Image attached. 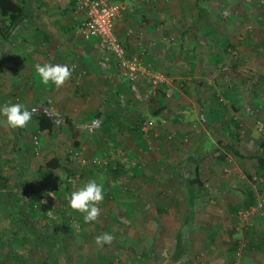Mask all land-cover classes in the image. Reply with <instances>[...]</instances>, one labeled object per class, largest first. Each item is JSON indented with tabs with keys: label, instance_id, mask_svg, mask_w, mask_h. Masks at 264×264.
Wrapping results in <instances>:
<instances>
[{
	"label": "crops",
	"instance_id": "obj_1",
	"mask_svg": "<svg viewBox=\"0 0 264 264\" xmlns=\"http://www.w3.org/2000/svg\"><path fill=\"white\" fill-rule=\"evenodd\" d=\"M15 1L26 6L28 16L19 28L20 35L6 46L7 62L4 71L0 74V107L9 102L20 103L32 111L33 115L24 128L0 125L1 141L3 136L5 141L9 139L11 141L10 157L13 156V160L17 158L22 160L25 145L21 140L26 130L27 135L32 132L33 136L46 134L57 136L54 131L58 125L61 126V136L76 141V146L79 147H87V144H91L87 147L89 150L96 149L92 146L100 142L97 136H104L103 140L109 136L114 142L121 140L113 136H122V140H125L127 137L124 136H127V133L121 130L124 124L136 130L133 132L127 128L128 134L143 136L144 139L141 126L146 119L155 120V104L160 98L156 93V96H152L153 100L149 101L148 97L137 100L130 91L127 81L118 73L112 57L108 58L107 65L101 66L107 54L98 51L95 39L85 38L80 33L79 26L83 15L76 9L73 0ZM109 1L122 6L114 32L125 49L130 54L139 55L147 70H163L166 74V88L170 85L171 88L179 89L187 82L183 80L176 82L178 74L175 69L178 66L175 62H180L187 80H193L189 81L184 95L195 99L199 88V94L203 97V104L199 106L202 108V114L196 103L192 100L190 102L191 111L192 108H197L196 121L200 124L203 118L206 123H213L214 136L220 134L230 136L229 143L233 141L231 136H240L241 146L238 147H241L242 153L249 157L241 159L229 154L231 162L229 166L219 161L215 163L204 161L200 165V178L205 188L209 189L208 197L199 198V203L197 202L199 207L193 225L186 233L185 248L176 246L178 230L187 211L185 187L183 183L179 186V180L170 176L171 164L165 166L168 178L166 180L163 178L147 183L133 182L125 188V193L115 190V199L102 205V214L98 217L106 222L103 224V233L112 235L116 233L126 237V231L135 227L133 224L130 225L131 223L127 224V220L136 222L137 232L133 234H137V251H145L149 256L147 262L144 260L145 264H264V226L256 225L251 229L239 219H235L232 213V209L247 204L246 198L237 189L250 188L252 191L254 189L241 178L255 173L264 175V170L258 167L252 157L264 154V50L255 48L258 43L261 47L264 46V40L253 38L243 43V53L240 54L242 62H234L239 67L245 65L244 75L248 77L247 81L243 83L241 78L235 80L230 77L225 83L222 76L214 77L215 80L207 91V88H202V83L199 82L200 85L198 83L197 87L194 83L195 80L203 81L202 78L208 75L205 71L209 64L204 62L205 56H211L210 62L216 60L217 63L219 61L223 63L221 54L226 50L230 51L229 48L236 49L241 44L228 38L223 40L210 38V29H206V21L202 17L208 14L214 15L212 0H187L182 7L176 3L180 12L187 13L185 17L188 22L183 26L186 30L183 27L176 28L175 24L169 22L168 16L170 17L171 8L174 7L172 1ZM205 6L208 11L201 13V8ZM198 17L201 25L198 24L199 21L197 22ZM193 27L196 32L194 29L190 30ZM175 34L176 43H170L173 38L171 37L170 40L169 35ZM227 42L229 46L225 47ZM246 57L249 61L244 64L243 58ZM37 63L67 65L72 71V76L60 88L52 83L45 85L36 75ZM230 67L233 65L231 64ZM142 90H145L146 94V88ZM184 95L181 98H184ZM168 96L167 93L166 97ZM169 100L171 101L167 99V102ZM169 104L171 106L167 105L170 107L164 110L167 115L169 109L174 112L173 105L178 106L173 102ZM47 110L56 122L50 132L38 129V117L41 113L48 112ZM107 115L116 129H106L102 126ZM163 117L162 120H166L169 116ZM180 118L187 121L189 116H180ZM2 119L0 117V120ZM70 125L77 130L75 136ZM236 127L238 129L234 132ZM131 137L133 136H128V139L131 140ZM209 137L213 142L217 141V137L216 139L211 135ZM253 140L256 141L254 142L256 153L252 155L250 152H245L243 147ZM176 162L177 160L174 164ZM117 165L118 168L114 172L118 175L126 169V166L119 163ZM27 171L22 167L16 173L23 177ZM10 177L5 176L7 183L0 187L1 191L13 189V183L9 181ZM112 184L114 186L116 183L109 181V185ZM104 185L107 186V183ZM43 187V184L36 187V184L32 183L28 186V192L31 190V194H34L36 189ZM163 193L166 196H162ZM6 196L7 198L0 200V206H3L4 210L17 204L12 193ZM253 208L250 206L243 212ZM249 213L248 211L246 217ZM11 215H7L10 222L13 219ZM120 218L126 223L121 224ZM246 220L245 218L244 221ZM1 228L0 264H46L42 260L43 257L40 258L41 254L27 251L30 250L29 244H32L30 237L45 236L46 231L41 232L42 234L39 231L34 234L19 229L2 226ZM120 243L128 245L127 242ZM237 243V248L245 244L248 248L234 251ZM32 249L39 251V245L33 244ZM13 255H16L15 260ZM136 257L138 264L140 260L138 252Z\"/></svg>",
	"mask_w": 264,
	"mask_h": 264
},
{
	"label": "rangeland",
	"instance_id": "obj_2",
	"mask_svg": "<svg viewBox=\"0 0 264 264\" xmlns=\"http://www.w3.org/2000/svg\"><path fill=\"white\" fill-rule=\"evenodd\" d=\"M169 1L174 3V7L171 8L172 14L170 17L168 16L169 22L175 24L176 28L182 29L188 22L185 17L187 13L183 14L180 12V8L176 7V3L179 7H182L187 0ZM211 5L214 8H212L214 15L208 14L202 17L206 21V29H210V38L216 40L228 38L233 42H241V44L236 49L229 48L230 51L226 50L223 54L220 53L223 63L221 61L217 63L215 60L213 64V62H210L211 56H205L204 62H207L209 67L205 71L208 75H206V78H202L204 79L203 82L206 83V87L202 85V88H207V91H209L210 84H213L214 77L222 76L225 83L230 77H233L235 80L241 78L242 82L247 81L248 77L244 75L246 74L244 73L245 65L242 64V67H239L237 64L236 67H230V65L232 62H242L240 54L243 53V43L245 44L253 38L264 40V0H212ZM205 11H208L206 6L201 8V13ZM198 21L199 17L197 18ZM198 24L201 25V21ZM183 29L186 30V27H183ZM192 29L196 32L194 27L190 30ZM200 29H202V26ZM194 35L196 36V33ZM169 36L170 40L171 37L173 38V41L171 40L170 43H176V34ZM257 47L264 50V46L261 47L259 43L255 45V48ZM98 51L103 53L99 50V47ZM247 60V57L246 59L243 58L244 64L247 63ZM175 64L178 66L175 69L178 74L176 82L179 80L187 82L179 89L175 87L171 88L170 85H168L169 88L165 87L166 93L160 91L158 94L160 99L157 100L155 105L156 109L163 106L164 110L171 106L169 102H173V104H177L178 106L173 105L174 112L169 109V117L165 120L164 124H162L163 116H155L154 122L158 124L157 130L152 132L151 135L146 136V138L144 137V139L143 136L128 134L126 129L129 128L132 131L133 129L124 124L121 130L127 133V136H124L127 137L125 140H122V136H113L116 139L120 138L119 140L121 141L117 142H114L109 136L106 140H103L104 136H97L100 142L94 143L96 145L93 144L94 146L92 147L96 149L90 148L89 150L87 147L91 144H87V147H79L75 145L73 140L61 136L60 125L54 131L55 134H58L57 136H47V134L45 136H33L32 132H29L27 135L26 130L21 140L25 145V147L23 146V158H21L22 160L18 158L17 160H13V156L12 158L10 157L12 153L10 147L11 141L10 139L5 141L3 136V140L1 141L0 139V187L5 186V183H7L5 182V176H11L9 181L13 183L14 187L12 190L4 189L1 191L0 189V200L7 198L6 195L12 193L14 201L17 204L11 205L6 210H4L3 206H0V229H2V226L34 234H37L38 231L40 234L46 231L47 234L45 236H38L39 238L30 237L32 244H29L28 248L31 251L27 250L28 252H36L37 255L41 254L40 258L43 257L42 260L46 264H135L137 260L136 255L125 244H121L120 242H127L128 245H134L132 247L137 248V234H133L137 232L136 222L127 220V224L131 223L130 225L133 224L135 227L126 231V237L114 233L115 239L111 245L106 244L103 247H98L95 244V238L97 235L103 233V224L106 222L97 219L95 222L85 223L83 220L84 214L72 210L65 200V196L78 190L88 181L95 180L97 184L102 185L104 191V200L98 205L102 212V205H106L107 201L115 199V190L125 193V188L132 185L133 182L147 183L159 181L163 178V180L168 179L165 166L174 164V161L178 160V147L180 149H187L193 146L194 133L197 132V127L195 128V126L199 124L196 121L197 108H192V111L190 110V102L192 100L195 103V99L192 97L190 99L188 95H184L189 81L193 80H187L186 75L183 74L184 68L180 62L176 61ZM161 72L164 73L163 70ZM194 83L195 87H197L199 82L195 80ZM142 88L144 87L141 86L140 90ZM142 92H145V90H142ZM167 93L168 97H166ZM183 95L185 97L181 98ZM153 98L149 97L148 100H153ZM136 99L139 100L138 97ZM167 99H171V101L167 102ZM167 105L170 106L167 107ZM177 107L179 109L176 110ZM164 110L162 111L163 113ZM180 116H189V118L186 119L187 121H183ZM189 127L192 129L189 130ZM188 132L191 133L187 135ZM156 133L157 135H153ZM11 136L13 135L11 134ZM128 136L133 137L129 140ZM153 136L156 137V140H153ZM167 136H172V139H168ZM35 139L38 141L36 152L34 151ZM214 139L216 138L214 137ZM254 142L256 141L247 142L243 147L244 151L250 152L252 155L256 153ZM53 156H58L62 163L73 170L75 175L65 176L60 171L46 168L44 166L45 161ZM94 160H98L99 163H94ZM118 163L126 166V169L117 175L114 171L118 168ZM21 166L28 170L27 174L23 177L16 173L22 168ZM253 177L254 179H248L247 183L253 186L256 191L255 196L261 198L260 202H263L264 175L263 173H255ZM244 178L241 179L246 182L245 179L247 178ZM109 181L116 184L114 186L113 184L109 185ZM178 182V185L181 186L182 182ZM32 183H35L36 187L42 184L44 187L36 189V192L31 194V190L28 192V186ZM105 183H107V186H103ZM162 196H166V194L163 193ZM49 210H51V215H49ZM259 211L260 209L253 210L248 215L253 227L256 225L264 226V202L262 211ZM101 212L100 214H102ZM9 214H12L13 219L11 222L8 221L7 215ZM246 216L247 214L241 215L242 221L247 218ZM120 219L119 222L121 224L126 223L123 218ZM6 239L9 240V238ZM33 244L39 245V251L32 249Z\"/></svg>",
	"mask_w": 264,
	"mask_h": 264
},
{
	"label": "trees",
	"instance_id": "obj_3",
	"mask_svg": "<svg viewBox=\"0 0 264 264\" xmlns=\"http://www.w3.org/2000/svg\"><path fill=\"white\" fill-rule=\"evenodd\" d=\"M74 2V0H73ZM27 9L26 6L18 1L15 0H0V74L4 71L5 65L7 62V57H6V52H7V45H10L12 42V39L15 37H18L20 35V26L24 24V22L27 19ZM120 41V40H119ZM123 45V44H122ZM229 46V43L227 42L225 47ZM129 53V52H128ZM111 57V56H109ZM143 62V61H142ZM108 63V61H107ZM144 65V64H143ZM233 67H236V64L232 62ZM146 68V67H145ZM147 69V68H146ZM153 71V70H150ZM153 72H161L159 71H153ZM163 73V72H162ZM164 74V73H163ZM165 75V74H164ZM166 78V75H165ZM139 88L143 86L148 89V82L142 77L139 78ZM165 82L159 83L158 86L155 88L153 94L146 95L144 92L142 93V99L143 97H152L156 96L160 93V91H163L166 93L165 89ZM202 83L203 86H205L203 81H198ZM199 83V85H200ZM206 87V86H205ZM199 88H197V94L195 97V103L199 107L200 105L202 106L203 104V97H201L202 94H199L198 91ZM157 93V94H156ZM156 94V95H155ZM163 106L158 107L157 109L155 108V115H161L166 118L168 115L163 114ZM48 111V110H47ZM199 111L202 114V108L199 107ZM168 119V117H167ZM201 123L196 125L195 128L197 127V132L194 133V144L191 148L187 149H180L178 147L177 150V156L178 160L175 164H171L169 167V172L170 176L173 177L176 180L181 181L184 184L185 187V193L184 197L186 200V215L185 218L182 222V225L179 227L178 230V236L176 239V246L177 247H186V233L187 231L192 227L193 221L195 219L196 213H197V208L199 207L198 203L200 199H203V197H208V191L209 189L205 188L204 183L202 182L200 178V165L204 162H210V163H215L217 161L223 163L224 165L229 166L230 161H229V154H232L238 158L245 159L246 157L242 151L241 147L239 148L238 146H241V140L240 136H231L233 141L232 143H229V137L230 136H224L221 134L218 136H214V127L212 124L206 123L203 118H201ZM55 118L52 117V114L50 112H44L41 113V115L38 117V129L41 131H47L50 132L55 125ZM165 123V120H163L162 124ZM102 126L106 129H116L112 123L110 122L109 116H105V119L103 120ZM158 124L155 122V127L152 128L147 132L148 135H151L152 132H155L157 130ZM138 127V126H137ZM140 127V126H139ZM70 128L73 132V136L76 135L77 130L74 128V126L70 125ZM133 131L135 132L136 130L132 128ZM238 128H234V132H236ZM191 130V129H189ZM188 130V131H189ZM209 130V132H207ZM191 132H188L187 135H189ZM154 135V134H153ZM157 135V133H156ZM214 136L217 137V141L213 142L209 136ZM146 138V136H144ZM151 138V136H149ZM168 139H172V136H167ZM213 138V137H212ZM156 139L155 136H153V140ZM75 145H77V142L75 141ZM237 146V147H236ZM244 150V148H243ZM257 164L258 167L261 170H264V154L262 155H257V156H252ZM44 166L49 169H57L61 173H63L65 176H74L75 173L73 170L67 166L66 164L62 163L60 158L58 156H54L51 159H48L45 161ZM247 179L245 181H249L250 179H254L253 174H248L246 175ZM249 179V180H248ZM247 200L246 206H242L238 209H232V213L235 216V219H241V214L239 212H243L247 209L250 208V206H257V204L262 200L261 198H257L256 191L250 188H244V189H237ZM174 197L176 195L174 194ZM200 198V199H199ZM198 199V200H197ZM176 200V198H175ZM178 201V200H177ZM176 201V202H177ZM198 202V203H197ZM264 202V199H263ZM262 202V203H263ZM263 206V205H262ZM262 211V207L260 208V211ZM247 220L249 219L248 217L246 218ZM242 221V224H244L247 227H250L251 229L253 228L252 223L250 221ZM241 229V228H240ZM246 245V244H245ZM243 246L241 248L238 247V243L235 245L234 251H242L246 250L248 247ZM129 250H131L136 256L137 252L138 255L140 256V260L138 261V264H145L143 263L144 260L147 262L149 259L148 254L145 251H137V248L132 247L130 245H126ZM244 248V249H243ZM15 256L13 255L12 257L15 260ZM137 264V260L135 262Z\"/></svg>",
	"mask_w": 264,
	"mask_h": 264
},
{
	"label": "built area",
	"instance_id": "obj_4",
	"mask_svg": "<svg viewBox=\"0 0 264 264\" xmlns=\"http://www.w3.org/2000/svg\"><path fill=\"white\" fill-rule=\"evenodd\" d=\"M76 9L83 15V20L79 26V31L85 38H93L97 41L99 49L107 54L106 58L101 62L102 66L111 56L115 62L119 74L127 81L130 91L138 98H142V92L139 88V78L142 77L148 82L146 95L153 94L159 83L166 81L162 72H153L147 70L143 65L139 55L128 53L119 39L116 37L114 28L117 19L120 16L122 6L119 3H113L109 0H74ZM155 127L153 119H146L141 131L144 136H148L147 132ZM35 152L38 141L35 139ZM94 163H99L94 160ZM103 164V163H102ZM263 203L259 202L253 210L260 209ZM239 212L246 215L247 212Z\"/></svg>",
	"mask_w": 264,
	"mask_h": 264
},
{
	"label": "clouds",
	"instance_id": "obj_5",
	"mask_svg": "<svg viewBox=\"0 0 264 264\" xmlns=\"http://www.w3.org/2000/svg\"><path fill=\"white\" fill-rule=\"evenodd\" d=\"M35 72L41 83L47 85L52 83L55 87H62L67 80L72 76V71L67 65L49 64L35 65ZM33 112L29 111L20 103H6L0 107V125L9 128H24L27 127L32 119ZM69 207L79 213L84 214L83 220L85 223L97 221L100 216L101 209L98 205L104 200V191L102 185L97 184L95 180H90L78 190L71 192L65 196ZM51 215V210H49ZM115 237L111 233H101L96 236L95 244L98 247L111 245Z\"/></svg>",
	"mask_w": 264,
	"mask_h": 264
}]
</instances>
